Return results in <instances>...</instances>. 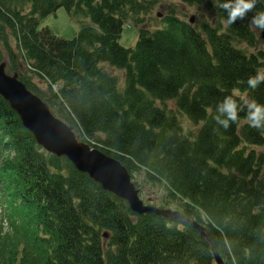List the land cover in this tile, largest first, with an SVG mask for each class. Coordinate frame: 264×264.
I'll list each match as a JSON object with an SVG mask.
<instances>
[{
    "label": "trees",
    "instance_id": "obj_1",
    "mask_svg": "<svg viewBox=\"0 0 264 264\" xmlns=\"http://www.w3.org/2000/svg\"><path fill=\"white\" fill-rule=\"evenodd\" d=\"M148 1L0 0V61L152 200L201 224L224 264H264V130L245 119L252 100L264 104V83L247 84L261 60L233 43L253 41L249 12L229 25L225 0H215L224 30L217 20L202 34L174 14L149 28L156 0ZM58 6L77 25L69 38L38 27ZM127 21L138 26L131 46L118 42ZM230 95L241 110L224 129L214 116ZM0 264H213V256L194 227L132 211L43 149L0 95Z\"/></svg>",
    "mask_w": 264,
    "mask_h": 264
},
{
    "label": "water",
    "instance_id": "obj_2",
    "mask_svg": "<svg viewBox=\"0 0 264 264\" xmlns=\"http://www.w3.org/2000/svg\"><path fill=\"white\" fill-rule=\"evenodd\" d=\"M259 36L264 38V30H260ZM4 66L5 63L1 60L0 95L17 113L22 125L30 131L37 144L48 152L67 158L77 170L85 172L102 188L123 198L132 211H152L188 223L210 246L215 264H224L221 256L210 244L201 224L175 209L143 203L138 195V188L118 159L78 140L71 125L55 116L43 99L28 89L15 72L7 73Z\"/></svg>",
    "mask_w": 264,
    "mask_h": 264
},
{
    "label": "rangeland",
    "instance_id": "obj_3",
    "mask_svg": "<svg viewBox=\"0 0 264 264\" xmlns=\"http://www.w3.org/2000/svg\"><path fill=\"white\" fill-rule=\"evenodd\" d=\"M150 1L151 0L147 2L148 5ZM208 2L209 4L207 3V0H204V3H187L181 0H156L155 2H152L150 4L151 8L147 11L146 18H148L149 21L147 25L149 28L161 25L162 19H164L167 14H174L178 18L186 22L190 21V23L194 25L198 30H200L202 34H204V31L202 29L203 23L216 25L217 20H221L222 29L224 30L225 22L223 21V18L218 17L214 11L213 5L215 4V0H209ZM256 13L258 12L253 9L249 12L248 17L246 18L248 28L253 34V41L251 43H247L244 40L235 39L233 43L236 47L244 50V52L255 54L259 58V60H261V65L259 67L260 70L264 69V39L259 37V32L261 29L252 24V18L254 15H256ZM125 23L123 24L121 32L119 34L118 42L124 46H131L135 42V39L138 35V26L130 21H127ZM43 25H48L54 33L65 38L71 37L74 34L75 29L77 28V25L70 20L67 12L62 6H58L54 11L41 17L38 22V27ZM140 25H143V23ZM3 60L6 65L5 58ZM107 68L109 71L115 73L119 80L122 78L123 71L121 68H115L113 66H107ZM5 69L9 73H12V71L8 70V68ZM21 69H24L23 66L21 67ZM27 75H29L28 78L33 81V83H35L38 87H40L41 89L45 87L44 81H39V78L36 77L33 73H28ZM172 102V99L165 100V104L170 107L173 106ZM49 105L51 107H54L51 105V103H49ZM180 121L184 128H197V123L192 122L185 116H180ZM132 180L134 179L132 178ZM135 185L138 187L139 196L144 203H150L158 207H166L164 205H161L160 202L152 200L148 191L146 190V187L142 186L140 182L136 181ZM157 195L158 191L155 193V196ZM170 207L172 206L170 205ZM213 264H215L214 261Z\"/></svg>",
    "mask_w": 264,
    "mask_h": 264
},
{
    "label": "clouds",
    "instance_id": "obj_4",
    "mask_svg": "<svg viewBox=\"0 0 264 264\" xmlns=\"http://www.w3.org/2000/svg\"><path fill=\"white\" fill-rule=\"evenodd\" d=\"M256 4L257 0H225L219 7L227 12L226 22L230 25L238 19H244L247 13L255 8ZM252 24L264 30V11L258 12L253 16ZM261 83H264V69L258 70L254 76H250L247 80L248 86L252 89L257 88ZM247 107L249 111L245 119L248 121L249 126L258 130H264V104L252 100ZM240 110L234 96H226L216 108V111L220 115L214 116V119L224 129H228L231 124L239 120L238 112Z\"/></svg>",
    "mask_w": 264,
    "mask_h": 264
}]
</instances>
